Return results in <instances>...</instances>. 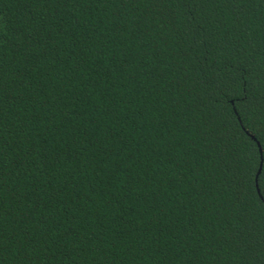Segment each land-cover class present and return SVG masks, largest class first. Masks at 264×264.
<instances>
[{
	"label": "trees",
	"instance_id": "16d2710c",
	"mask_svg": "<svg viewBox=\"0 0 264 264\" xmlns=\"http://www.w3.org/2000/svg\"><path fill=\"white\" fill-rule=\"evenodd\" d=\"M253 61L259 3L0 0V264H264Z\"/></svg>",
	"mask_w": 264,
	"mask_h": 264
},
{
	"label": "snow or ice",
	"instance_id": "6c2138e0",
	"mask_svg": "<svg viewBox=\"0 0 264 264\" xmlns=\"http://www.w3.org/2000/svg\"><path fill=\"white\" fill-rule=\"evenodd\" d=\"M176 2L183 3V0H176ZM201 5L209 4L212 6L221 5L223 8L228 9L230 6L240 5L242 8H246L248 5H254L256 3L260 4L261 8H264V0H198ZM233 16L236 15L235 12L231 13ZM195 19V18H194ZM223 17L216 21V23H223ZM208 23L209 21H205ZM243 27V25H241ZM244 74L249 77V82L251 83L252 88L260 87L264 88V61H261L257 64L255 61L250 63L247 68L244 70ZM239 73L236 75H227L221 77L218 83L221 85L220 91L223 93L225 91H231L235 86ZM258 82V83H257ZM237 117L240 116V113H236ZM247 119L249 124L253 128H259L261 131H264V104L257 105H248L245 114L239 119V123L243 124L244 120ZM247 129H245L246 131ZM255 139V137H253ZM259 143V142H257ZM242 151L247 152V146H241ZM260 153L264 156V145L260 147ZM251 163V161H250ZM260 171L264 172V164L261 165Z\"/></svg>",
	"mask_w": 264,
	"mask_h": 264
},
{
	"label": "water",
	"instance_id": "95a60500",
	"mask_svg": "<svg viewBox=\"0 0 264 264\" xmlns=\"http://www.w3.org/2000/svg\"><path fill=\"white\" fill-rule=\"evenodd\" d=\"M258 145L261 147V145H260V143H258ZM262 165V164H261ZM261 171L259 170V173H260Z\"/></svg>",
	"mask_w": 264,
	"mask_h": 264
}]
</instances>
